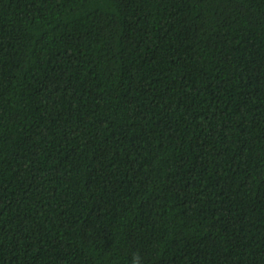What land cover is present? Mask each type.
<instances>
[{"label":"trees","instance_id":"obj_1","mask_svg":"<svg viewBox=\"0 0 264 264\" xmlns=\"http://www.w3.org/2000/svg\"><path fill=\"white\" fill-rule=\"evenodd\" d=\"M264 264V0H0V264Z\"/></svg>","mask_w":264,"mask_h":264},{"label":"clouds","instance_id":"obj_2","mask_svg":"<svg viewBox=\"0 0 264 264\" xmlns=\"http://www.w3.org/2000/svg\"><path fill=\"white\" fill-rule=\"evenodd\" d=\"M134 264H139V258L138 257L134 259Z\"/></svg>","mask_w":264,"mask_h":264}]
</instances>
